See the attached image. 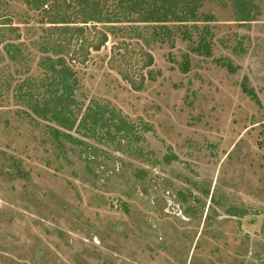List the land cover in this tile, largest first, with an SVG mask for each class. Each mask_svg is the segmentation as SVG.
Returning <instances> with one entry per match:
<instances>
[{
	"label": "rangeland",
	"instance_id": "374dc122",
	"mask_svg": "<svg viewBox=\"0 0 264 264\" xmlns=\"http://www.w3.org/2000/svg\"><path fill=\"white\" fill-rule=\"evenodd\" d=\"M254 4L249 23L217 0L200 10L210 22L169 23L165 42L139 33L155 63L136 92L110 61L125 42L140 59L135 33H108L85 64L66 50L74 76L58 88L42 65L58 57L56 34L22 0H0V23L11 14L20 27L0 33V264H264V0ZM8 42L23 44L16 61ZM68 86L71 132L52 121Z\"/></svg>",
	"mask_w": 264,
	"mask_h": 264
},
{
	"label": "trees",
	"instance_id": "16d2710c",
	"mask_svg": "<svg viewBox=\"0 0 264 264\" xmlns=\"http://www.w3.org/2000/svg\"><path fill=\"white\" fill-rule=\"evenodd\" d=\"M22 1L31 12L40 17L39 24L47 26V29L44 30L50 31V35L56 34L57 36V39L52 42V47L49 48H51L50 50L58 49L54 51V54L58 57L56 59L49 57L42 64L47 67L46 74L47 77H50V80H47L49 83H54L53 85L56 87L61 86V84L67 86L71 77L74 76L70 66H67L69 61H67L66 56L70 57V61L74 63L85 64L90 52H100L107 46L108 33H135L133 36H136L137 43L134 46L139 48V53L137 52V54L141 55L140 59L138 57L135 58L128 51L129 44L133 43L125 42L122 45L117 44L112 47L114 52H111L110 61L111 67L118 72L121 79L128 83L134 91L140 92L145 88L149 80L144 70L145 68L153 67L155 61L152 53L145 50V44H148L149 41L141 42L140 38L144 35L139 33H148L150 31L153 39L158 40V38L163 36L164 38L161 40L165 42L166 39L170 38L169 23L185 24L184 26H186L189 23L210 22L211 17L200 13V10L205 5V2L217 0ZM223 1L226 2V0ZM228 1L231 2L239 22L249 23L254 21L255 12L256 10L258 11L254 0ZM2 18L3 23H0V33H20V27L14 25L11 14L3 15ZM67 35H70V37L68 38ZM61 36L62 39L58 41ZM6 38L7 35H0V45L2 40ZM22 46V43H6V53L12 61H16L17 56H22ZM201 46L203 47V42ZM66 50L67 55L65 56ZM195 50L199 54L203 52L200 47ZM205 50L206 56H210L211 47L206 45ZM143 59L146 63H143ZM56 82H60L59 85ZM242 88L245 94L254 97L255 100H259L255 91L247 83H244ZM57 90L56 88L53 89L52 97L57 94ZM67 90L65 93L58 95L59 98L57 97L60 105L58 106L57 104V108L53 112L54 119L52 121L59 120V127L71 132L73 125L76 123V121L74 123V110L77 109L78 105L75 103L73 89H69L68 86ZM54 101H56V97H54ZM86 112L88 113L86 117H92L93 110H87ZM42 114L46 115L47 111ZM81 123L82 121L79 126ZM120 124H123V122H120ZM84 130L87 132V129ZM55 131L57 135L62 134L68 139H74L68 133H61L58 128H55Z\"/></svg>",
	"mask_w": 264,
	"mask_h": 264
}]
</instances>
